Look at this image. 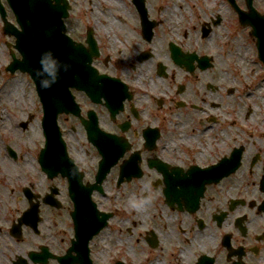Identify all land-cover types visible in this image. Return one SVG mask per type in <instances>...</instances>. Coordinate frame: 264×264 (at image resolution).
Here are the masks:
<instances>
[{"label": "flooded vegetation", "instance_id": "1", "mask_svg": "<svg viewBox=\"0 0 264 264\" xmlns=\"http://www.w3.org/2000/svg\"><path fill=\"white\" fill-rule=\"evenodd\" d=\"M50 2L113 79L57 117L73 166L0 192V264H264V0Z\"/></svg>", "mask_w": 264, "mask_h": 264}, {"label": "water", "instance_id": "2", "mask_svg": "<svg viewBox=\"0 0 264 264\" xmlns=\"http://www.w3.org/2000/svg\"><path fill=\"white\" fill-rule=\"evenodd\" d=\"M9 8L12 9L16 23L20 30L5 19L6 13L0 6V16L3 21V30L15 36L14 47L19 51L21 60H13L11 72L18 68L21 72H28L39 101L42 103L43 118L41 121L43 135L45 136L44 148L39 153V165L47 177L58 173L64 174L66 164L71 161L66 155V146L62 140L56 120L59 112L72 111L74 101L70 88L84 91L88 96L99 99L106 96L103 92L106 88L108 78L103 75L97 76L96 71L90 67L92 58L81 51L72 43L66 44V38L60 33L63 30V19L66 17V7L52 5L50 0H7ZM70 49L69 52L60 50ZM51 51L62 64L69 65L67 71L61 70L58 79L49 88H41L39 80L35 77L34 69H39V60L43 53ZM93 83H101L93 85ZM24 126H26L24 124ZM93 136L89 135V140ZM235 154V152L233 153ZM238 154V153H237ZM236 159L239 158L236 156ZM237 164V163H236ZM232 165V169L237 165ZM91 190L85 192V200H75L76 204L85 202L91 205ZM46 197H50L47 195Z\"/></svg>", "mask_w": 264, "mask_h": 264}, {"label": "rangeland", "instance_id": "3", "mask_svg": "<svg viewBox=\"0 0 264 264\" xmlns=\"http://www.w3.org/2000/svg\"><path fill=\"white\" fill-rule=\"evenodd\" d=\"M7 19L15 23L14 16L10 10L7 11ZM2 21L0 19V33ZM14 38L7 39L14 43ZM2 36L0 35V159L8 158L7 160L13 163L18 170L19 176L10 178L0 177V187L8 191V200L15 201L20 194L19 185H27L32 182L36 188H40L44 192L48 180L44 176L38 166V154L43 147L44 136L42 135V110L41 103L33 82L27 75L16 72L11 75L5 72L4 68L11 61L3 45ZM15 58L18 55L15 53ZM10 61V62H9ZM16 88L15 95H10L11 90ZM13 92V91H12ZM10 95V97H9ZM11 100V103L8 101ZM260 115H264V109L257 110ZM12 125L10 133H4L2 124L4 119ZM27 122V129H22L20 123ZM12 148L18 157V161L14 162L7 156V147Z\"/></svg>", "mask_w": 264, "mask_h": 264}, {"label": "clouds", "instance_id": "4", "mask_svg": "<svg viewBox=\"0 0 264 264\" xmlns=\"http://www.w3.org/2000/svg\"><path fill=\"white\" fill-rule=\"evenodd\" d=\"M40 68L34 69L35 77L39 80L41 88H49L58 79L61 70L67 71L69 65L62 64L51 51L42 54L39 60ZM149 199L132 200V208H140L149 203Z\"/></svg>", "mask_w": 264, "mask_h": 264}, {"label": "bare ground", "instance_id": "5", "mask_svg": "<svg viewBox=\"0 0 264 264\" xmlns=\"http://www.w3.org/2000/svg\"><path fill=\"white\" fill-rule=\"evenodd\" d=\"M13 91V92H12ZM16 88L14 86V90H11L10 95H15ZM9 95V97H10ZM11 103V100L8 103ZM2 128L4 133H10L12 131V125H10L9 121L5 118L2 124ZM13 132V131H12ZM19 176L18 170L14 167L13 163L8 161L6 158L0 159V177H6L9 181L10 178H17ZM5 190L0 187V192L3 193Z\"/></svg>", "mask_w": 264, "mask_h": 264}]
</instances>
